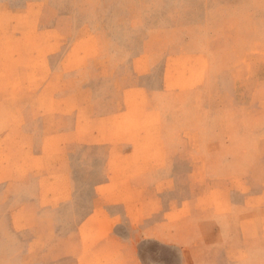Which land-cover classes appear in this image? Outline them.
<instances>
[{
    "label": "rangeland",
    "instance_id": "rangeland-1",
    "mask_svg": "<svg viewBox=\"0 0 264 264\" xmlns=\"http://www.w3.org/2000/svg\"><path fill=\"white\" fill-rule=\"evenodd\" d=\"M125 95L136 135L168 118L159 170L83 137ZM236 260L264 264V0H0V264Z\"/></svg>",
    "mask_w": 264,
    "mask_h": 264
},
{
    "label": "crops",
    "instance_id": "crops-1",
    "mask_svg": "<svg viewBox=\"0 0 264 264\" xmlns=\"http://www.w3.org/2000/svg\"><path fill=\"white\" fill-rule=\"evenodd\" d=\"M200 84V83H199ZM197 86V83H187L185 84V88L192 89ZM140 93V96L136 98V102H139V98H142L141 90L142 88L133 89ZM132 90H126L125 92H130ZM160 94H166L160 92ZM124 105V109L107 112L105 116H99L96 120L100 122V125L96 128L97 132L93 134L91 131L85 134L83 137L93 136L98 139L100 142L106 143V150L108 152V158L112 160V154L115 150H121L122 145L135 141L136 146L129 152L130 154L127 156L139 155L141 160L138 162H134V169H141L144 173H151L160 169V162L162 157L166 155V149H164V144L162 140H164V129L167 130L166 124L168 118L162 116L160 114V118L157 116L153 122L147 123L143 132L131 131L126 128L125 122L128 114L126 113L128 109H126V95L124 96V101L122 102V106ZM132 108H136L137 106H132ZM158 111L151 109L149 111L146 110L145 114L156 115ZM138 114V113H136ZM85 123V120L78 116L76 129L73 131L74 134H77L80 130L82 124ZM111 164V162H110ZM107 198V197H106ZM243 241H247V237L245 236ZM246 249L243 247L237 248H228V252L234 253H246ZM202 258L205 259L204 256ZM239 260H236L234 264L239 263Z\"/></svg>",
    "mask_w": 264,
    "mask_h": 264
}]
</instances>
